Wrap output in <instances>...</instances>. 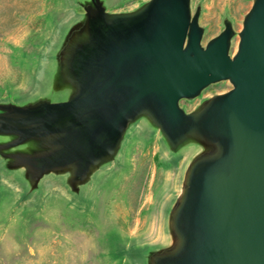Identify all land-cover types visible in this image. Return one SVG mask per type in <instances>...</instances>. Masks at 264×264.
I'll return each mask as SVG.
<instances>
[{
    "label": "water",
    "instance_id": "obj_1",
    "mask_svg": "<svg viewBox=\"0 0 264 264\" xmlns=\"http://www.w3.org/2000/svg\"><path fill=\"white\" fill-rule=\"evenodd\" d=\"M104 9L86 8L60 51L66 59L51 86L67 90L63 99L0 102V156L37 185L42 161L88 170L109 145L115 157L125 131L147 120L173 149L188 141L200 148L169 215L171 242L148 264L176 255L167 264H264V0H253L232 55L231 20L202 45L200 7L192 14L190 0ZM222 80L232 87L191 112L180 106Z\"/></svg>",
    "mask_w": 264,
    "mask_h": 264
},
{
    "label": "rangeland",
    "instance_id": "obj_2",
    "mask_svg": "<svg viewBox=\"0 0 264 264\" xmlns=\"http://www.w3.org/2000/svg\"><path fill=\"white\" fill-rule=\"evenodd\" d=\"M147 1L104 3L108 12L116 13ZM252 2L190 0L192 14L200 7L202 45L230 19L236 32L232 55ZM82 17L80 0H0V102L65 97L67 90L51 84L60 51ZM231 87L228 80L218 81L179 104L191 112L203 99ZM199 152L192 141L173 149L158 129L138 119L115 157L76 190L64 170L31 184L25 168H9L0 156V264H148L152 252L171 242L169 215Z\"/></svg>",
    "mask_w": 264,
    "mask_h": 264
},
{
    "label": "flooded vegetation",
    "instance_id": "obj_3",
    "mask_svg": "<svg viewBox=\"0 0 264 264\" xmlns=\"http://www.w3.org/2000/svg\"><path fill=\"white\" fill-rule=\"evenodd\" d=\"M80 4L83 8V15H85L88 11L91 12V13H94V12H98V11H101L102 10V7L104 6L105 7V3H104V0H80ZM86 8H88L89 10L87 11ZM105 12H108L106 10V8L104 9ZM108 13H112V12H108ZM99 22L100 23H104L105 24V18H103V15L99 13ZM102 26L100 25V28ZM94 45V44H93ZM83 49V46H80L77 48V51H81ZM66 53V52H65ZM61 54V53H60ZM66 55V54H65ZM63 54L60 55L59 57V62L58 63H61V62H64V60L66 59V56ZM77 56L74 57V59L72 58V60H77ZM87 116V115H86ZM86 116L82 117L83 118H86ZM78 120L77 123H81L82 121L84 120ZM141 119V118H140ZM128 130V129H127ZM127 130L125 131V135H126V132ZM53 137H55L52 142H54L55 139H59L60 136H55L53 134H51ZM50 135V136H51ZM124 135V137H125ZM123 137V139H124ZM123 141V140H121ZM22 147L24 146H21L20 149H22ZM116 146L115 145H109L106 147V149L103 151V152H100L99 154V157L97 156H94L92 158V162L90 163V169L86 170V169H82L81 168V163H79V161H72V162H68L66 163L65 165L61 166L62 167V170H64V172H68L69 175H68V183L70 184V186L72 188H76L78 187L80 184H82L83 182H85L86 180L89 179L90 175L94 172V161H98L99 158H101V160L104 159L103 163H100L98 164L97 166H101L103 164H106L108 163L112 157H113V153H114V148ZM19 149V148H18ZM79 151V149H78ZM114 158V157H113ZM90 162V161H89ZM73 163V164H71ZM38 169L39 172L42 173L41 175V178H43L45 175L51 173V172H58V171H55V169L50 165L49 162L47 161H42L41 163L37 164V167H36V170ZM27 173V172H26ZM40 178V179H41ZM31 180V179H30ZM29 182L31 184H34L32 181ZM40 181V180H39ZM38 181V182H39ZM38 184V183H37ZM179 256L176 255V256H173V257H166V258H161V259H157V264H167L169 263L170 261L178 258Z\"/></svg>",
    "mask_w": 264,
    "mask_h": 264
}]
</instances>
